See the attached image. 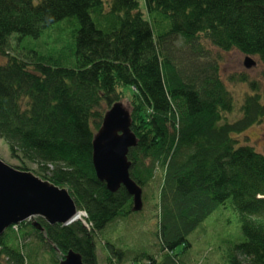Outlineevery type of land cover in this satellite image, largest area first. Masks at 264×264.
I'll return each instance as SVG.
<instances>
[{
    "label": "trees",
    "instance_id": "16d2710c",
    "mask_svg": "<svg viewBox=\"0 0 264 264\" xmlns=\"http://www.w3.org/2000/svg\"><path fill=\"white\" fill-rule=\"evenodd\" d=\"M65 19L73 26L68 58L20 50L23 56L0 63V137L23 163L15 168L36 164L31 172L68 190L88 228L40 217L42 232L29 221L18 224L19 233L11 226L0 237V264H27L17 241L30 236L53 252L55 245L60 258L73 250L84 264H97L95 237L133 212L131 196L122 186L107 190L91 161L93 134L125 98L122 86L130 90L137 139L127 154L129 175L143 188L162 170L160 252L130 257L105 242L108 264H188L189 236L228 199L244 237L230 264H264V155L235 136L264 120V85L249 81L252 92L237 113L218 65L196 58L203 34L223 51L264 63V0H143L142 8L138 0H0V53L14 36L39 37ZM178 40L188 54L174 50Z\"/></svg>",
    "mask_w": 264,
    "mask_h": 264
},
{
    "label": "rangeland",
    "instance_id": "374dc122",
    "mask_svg": "<svg viewBox=\"0 0 264 264\" xmlns=\"http://www.w3.org/2000/svg\"><path fill=\"white\" fill-rule=\"evenodd\" d=\"M141 8L143 0H138ZM73 26L66 23V19L48 28L39 37H25L19 39L14 36L10 40L7 54L0 53V63H6L10 56H23L21 51L36 52L51 59L64 60L70 55V44L68 33L71 34ZM200 53L196 55L198 62L216 64L219 67V75L234 96L237 109L242 105L244 97L252 92L249 81L264 85V63L258 57H253L256 65L247 68L245 66L246 56L238 50L226 52L214 46L209 39L202 34L200 36ZM176 52L188 54V47L181 40L173 44ZM74 49V47H73ZM21 50V51H20ZM74 61V56H73ZM65 62V66L71 65ZM246 76V82L241 77ZM125 98L124 104L128 105L130 90L126 86L121 87ZM229 115V114H228ZM232 117L233 115H229ZM237 116V115H236ZM234 117V116H233ZM234 119V118H233ZM241 144H248L264 155V120L260 124L253 125L241 134L235 135ZM0 159L11 166H23V163L12 157L8 143L0 137ZM30 171H36L37 165L26 163ZM162 182V170L156 168L152 181L142 188V208L133 211L124 218L114 220L106 226L99 235L95 237L97 264H108L109 249L105 242L115 245L117 248L126 250L130 257L139 251H146L154 256L160 252L157 237L158 231V200L160 185ZM256 222L262 220L257 216H248ZM26 222V221H24ZM26 227L22 226L21 229ZM14 230L19 233L18 224ZM18 230V231H17ZM15 233L16 235H20ZM244 239L243 222L240 214L234 207L232 200L228 199L224 204L219 205L216 210L206 219V221L189 236L192 244V258H187L188 264H230V258L235 253V247ZM19 248L27 256V264H54L52 259H60L59 251H52L48 244L40 245L34 237L20 238L17 241ZM17 243V244H18ZM184 247L181 246L176 253H182ZM185 253V252H184ZM183 256V254H182ZM128 259V258H127ZM114 262V261H113ZM115 263V262H114ZM120 264V263H116ZM121 264H131V261H123Z\"/></svg>",
    "mask_w": 264,
    "mask_h": 264
},
{
    "label": "water",
    "instance_id": "95a60500",
    "mask_svg": "<svg viewBox=\"0 0 264 264\" xmlns=\"http://www.w3.org/2000/svg\"><path fill=\"white\" fill-rule=\"evenodd\" d=\"M255 65L256 61L247 56L245 66ZM136 141L131 130L129 105L122 101L113 103L104 112L101 125L93 134L91 161L96 178L105 183L107 190L114 192L122 186L131 196L132 211L142 208V188L130 177L131 162L127 158ZM79 212L66 188L0 159V237L10 226L26 220L37 230L44 231L39 217L50 225H69L81 220ZM52 246L58 251L55 245ZM58 264L84 263L79 253L69 250Z\"/></svg>",
    "mask_w": 264,
    "mask_h": 264
},
{
    "label": "bare ground",
    "instance_id": "6f19581e",
    "mask_svg": "<svg viewBox=\"0 0 264 264\" xmlns=\"http://www.w3.org/2000/svg\"><path fill=\"white\" fill-rule=\"evenodd\" d=\"M79 218H81V219H83V217H84V215H83V213L82 212H79Z\"/></svg>",
    "mask_w": 264,
    "mask_h": 264
}]
</instances>
